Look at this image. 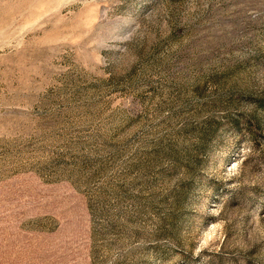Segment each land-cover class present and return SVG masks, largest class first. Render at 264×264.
Here are the masks:
<instances>
[{"label": "rangeland", "instance_id": "1", "mask_svg": "<svg viewBox=\"0 0 264 264\" xmlns=\"http://www.w3.org/2000/svg\"><path fill=\"white\" fill-rule=\"evenodd\" d=\"M0 264H264V0H0Z\"/></svg>", "mask_w": 264, "mask_h": 264}]
</instances>
